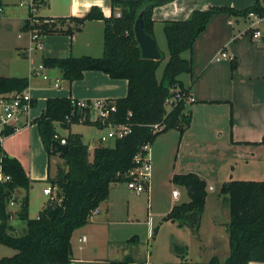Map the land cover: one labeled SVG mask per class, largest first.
<instances>
[{"label": "trees", "instance_id": "trees-1", "mask_svg": "<svg viewBox=\"0 0 264 264\" xmlns=\"http://www.w3.org/2000/svg\"><path fill=\"white\" fill-rule=\"evenodd\" d=\"M173 1L175 0H111L112 13L109 17L94 6L84 17L57 19L61 23L74 22L76 30L87 22L102 21L103 56L43 58L45 69H59L63 78L70 83L82 80L87 72H102L111 79L126 80L127 96L109 101L116 106V112L111 114L109 122L129 125L132 131L124 138L115 140L113 147H95L92 155L90 147L83 143L80 134L70 133L67 137H61L56 130V124L69 130L75 124L103 129L100 123L91 121V110H80L76 106L78 100L71 98L48 99L42 115L33 123L38 128L48 158L57 155L66 167H58L56 176L48 177L47 182L56 193L51 195L36 219L29 216V191L34 181L29 178L21 162L5 152L0 142V172L10 177L9 181L0 182V245L18 252L13 257L2 258L0 264H73V234L88 225L92 215L108 199L112 185L132 181L131 171L137 167L135 157L142 153V148L146 144L152 146L158 137L171 130L180 133L181 141L190 127L192 115L186 112L189 103L186 99L191 96V87H186L181 77L192 75L194 44L206 30L210 19L223 12H228L233 17L247 18L250 14H257L264 18V0H257L245 10L211 7L194 11L187 20L163 22L169 59L159 79L157 72L163 58L162 53L158 61L142 57L135 35V24L139 12L147 7L143 18L144 31L155 38L154 10ZM3 7L0 0V14ZM116 13L121 16L117 17ZM29 19L36 23L32 12ZM39 19L43 22L42 25L36 24L31 28L37 29L40 36L58 33L46 23V19ZM28 26L30 27L29 23ZM67 33L74 35L70 29ZM186 53L188 58L184 56ZM237 66L234 56L231 70L234 72ZM29 86L28 78L0 77V94L23 92ZM177 92L185 98L178 100L168 111L166 100L174 97ZM35 106L36 101H33V107ZM157 124L165 126L164 129L156 132L153 126ZM232 128L233 111L230 120L231 137ZM15 132L14 128H7L3 133L4 138ZM56 135L58 139H55ZM62 140L66 141V152H61L56 145ZM246 144L264 147V138L260 142ZM171 182L185 187L190 201L174 206L163 218L164 221L184 220L197 231L208 197L207 182L195 173L175 174ZM19 189L26 194L21 199L17 216L27 227L23 235L16 236L12 233L13 214L8 207ZM221 194L227 196L229 204L228 258L221 261L215 256L207 263H191L183 257L179 264L264 263V179L225 182L221 187ZM132 241L137 242L135 238L129 240L130 243Z\"/></svg>", "mask_w": 264, "mask_h": 264}, {"label": "crops", "instance_id": "crops-1", "mask_svg": "<svg viewBox=\"0 0 264 264\" xmlns=\"http://www.w3.org/2000/svg\"><path fill=\"white\" fill-rule=\"evenodd\" d=\"M256 1L175 0L154 10V39L158 45L156 38L158 27L162 28L165 21L187 20L194 11L207 10L211 7L245 10ZM2 3L4 7L0 21L5 23L9 30H13V27L19 29L22 25L26 26L27 22L29 23L32 4L34 6L33 18L38 13L37 16L46 19V23L49 24H58L57 19L60 18L84 17L94 6L99 7L106 17L112 13L111 0H2ZM19 5L27 10L17 9ZM65 23H70L74 32L77 31L74 22ZM256 30L262 34L258 40L253 38V33ZM79 31V34L67 37V42L61 36L40 38L41 48L35 47L32 34L31 38L28 36L25 41H16L15 44L6 39L0 41V77L28 78L30 93L36 101L35 109L33 107L34 110H31L28 118L30 124L23 125L14 134L1 141L5 152L18 159L29 178L34 181L32 189L35 183L47 182L48 177H55L57 173V171L54 174L52 172L51 159L48 158L38 128L33 123L42 115L48 99L71 98L87 102L114 101L124 98L128 94L126 80L111 79L102 72H87L82 80L73 83L65 81L67 85L64 83L63 86L60 85L59 80V78H63V73L59 69H45L43 73L48 76V79L44 80L41 76L35 75V77L42 78V87L33 85L32 79L35 77H31V70L33 66L38 65L32 60L34 59L32 53L40 54L42 60L43 58H67L70 56L96 58L103 56L104 23L102 21L87 22ZM20 50L30 61L28 67L27 65L24 67L19 64L14 65L18 61L16 52L19 53ZM224 50L235 56L238 63L237 69L234 72L231 70L232 73L229 74L227 73L231 68V60L229 58L217 59ZM215 58L219 63L218 66L214 63ZM258 60L262 63L260 68H256L257 66L254 65ZM247 63L249 64L248 68ZM246 69L248 72H245ZM46 70H50V74L46 73ZM207 71L212 73L211 80L202 81ZM230 74L229 82L226 79ZM255 74H257L256 81H253V78L249 76ZM198 75L197 85L193 89L189 86L194 99L187 105L188 109L191 106L188 113L192 115V121L182 140L180 141V133L177 130H171L168 132L169 135L166 133L167 135L158 137L152 145V175L146 190L149 195L153 193L157 178L163 171L171 176V180L176 172L180 174L195 173L207 182L210 190H214V186L221 187L225 182L238 179L235 174L237 173L236 169L239 168H241L239 174L244 177L256 176L259 178L264 176V152L262 150L264 147L246 144L247 142H260L264 138V18L256 23L253 18L233 17L228 12L214 15L206 30L194 44L191 78ZM219 75L223 77V80ZM236 76H238V81L235 80ZM247 78L253 83L252 89L248 87L250 85ZM217 79L221 83L217 82ZM56 83H59L58 87L55 86ZM259 84L260 88L257 87ZM237 94L241 97L239 101ZM33 111H36L35 114ZM80 135L83 141V134ZM99 145L98 143L96 146ZM173 154L176 155L174 163L169 161ZM114 185L111 187L108 199L92 215L88 225L73 234L71 241L73 264H123L129 262L130 255L128 254L131 251L129 245L126 244L128 240L123 239V230L119 227L130 223L128 218L133 214V210H131L129 202H123L124 191L121 195V192H117L119 189L116 190L117 188L113 187ZM123 186L120 185V187ZM48 187L46 186L44 189ZM113 193H118L115 196L116 202L110 201ZM25 194L24 190L19 189L15 192V198L17 199L18 195L23 198ZM30 195L29 191V197ZM180 197L179 193V198L175 199L172 193L171 203L165 209V214L171 212L173 207L178 204ZM16 199L13 200L14 205ZM149 200L151 207V198ZM227 223L225 222V224ZM12 226L14 227V225ZM250 264L264 263L252 262Z\"/></svg>", "mask_w": 264, "mask_h": 264}, {"label": "rangeland", "instance_id": "rangeland-1", "mask_svg": "<svg viewBox=\"0 0 264 264\" xmlns=\"http://www.w3.org/2000/svg\"><path fill=\"white\" fill-rule=\"evenodd\" d=\"M21 6L19 5L17 9L21 11L27 10L26 8H23ZM37 14H35L36 16L35 20L37 23H32L31 21H29L30 27L28 26V22H27L26 26L22 25L19 29L17 27H13V30H9L7 25H5V23H2V21H0V41H4L6 39L7 41H11L13 42V44H15L16 41L17 42L25 41V39H27L28 36L30 37L33 32L39 35L38 34L39 31L37 29L33 30L31 28V26H34L36 24L42 25L43 23L37 16ZM2 15L3 13L0 14V17H2ZM65 22H69V21H65ZM57 23L58 24H50V25L52 26V29L54 31H57L58 33L48 34L44 36L39 35L41 39H43L46 36H50V37L61 36V38L66 41V38L67 37L70 38L71 36V34L67 33L69 29L73 33H75L74 35L80 33L79 31L80 29L74 32L72 25L70 23H61L60 21L59 22L57 21ZM75 28H76V24H75ZM156 38L159 45L158 48L163 56L160 67L157 72V77L161 79L163 75L164 67L169 59L168 46L163 32V26L162 28L161 26L158 27ZM184 56L188 58V53L184 54ZM16 57H18L17 58L18 61H16L14 65L19 64L21 67L27 65L28 67L30 61H28V58L22 54V50H20L19 53L16 52ZM32 58H34L32 60L37 62V65H42L43 60L40 54L32 53ZM214 63L217 64V66L219 65V63L216 62V58L214 59ZM248 65L249 64L247 63V68L249 67ZM254 65L257 66L256 68L262 67V63L261 61L259 62V60ZM247 70L248 69H246L245 72ZM46 73L50 74V70H46ZM229 73H232L231 68L227 74ZM211 74L212 73L210 71H207L202 81L203 80L210 81ZM31 77L33 78L35 77V75H32L31 73ZM198 77L199 75L193 78H191L190 75H183L181 78L187 87L191 86L193 89L194 86L197 85V81L199 79ZM249 77L253 78V81H256L255 79L257 77V74ZM220 78L221 80H223V77L220 76ZM230 78H231V74L227 75L226 80L230 82ZM32 80L34 86H39L43 82L41 81L42 78L40 77H35ZM59 80H60V85H63L64 83H65L64 85H67L65 82L66 80L64 78H59ZM235 80L238 81V76H236ZM247 80L250 85L248 87L252 89L253 83L248 78ZM216 81L221 83L219 79H217ZM199 82H200L199 84H201V81ZM257 87L260 88V84ZM28 91L30 93V90ZM237 95L239 96V94ZM239 99H241L240 96L238 98V101ZM190 107L188 109L187 106L186 112L190 110ZM166 108L168 111L170 110L169 106H167ZM33 112L35 114L36 111ZM95 120H96V116L95 114H93L92 121ZM56 130L61 137H67L70 133L83 134V143L90 147V153L92 155L98 143L100 145H103L100 143V139L102 135H107L108 133L107 129H105L103 132H100V130L96 126H88L84 124L72 125L70 130L64 129L63 127H61L60 124H56ZM167 134L169 135L170 133ZM104 146L113 147L114 141L110 140L109 142L104 143ZM262 150L264 152V149ZM175 156L176 155L173 154L170 157L169 161H172V163H174ZM50 159H51V167L53 174L56 173L58 167L60 166L66 167L64 161L59 156L57 155L52 156ZM240 169L241 168L236 169L237 173L235 175L236 177H238V179H234V180L262 181L264 179V176H260L259 178L258 177L256 178V176L252 178H249L247 176L244 177L239 174ZM176 174H180V173L176 172ZM170 177L171 176H168L164 171L161 172L157 178V182L155 183L154 186V191L153 193H151V195H149L148 192H144L141 195H138L134 191L130 190L127 187L126 183H116L113 186L115 189L117 188L116 190L118 189L121 190V191L119 190L117 191V192H121V195H123L122 191H124L125 199L123 200V202H127V203L129 202V206L131 210H133V214L131 215L130 218H128L130 223L128 225L119 227L123 230V235H124L123 239L128 240L126 241L127 242L126 244L129 245L128 247L129 250L131 251L128 254L130 255V260L128 259L129 264L134 262L136 264H179L183 260L182 259L183 257L184 259H186V261H189L191 263H207L210 261L212 257L215 256H217L221 261H225L230 254L229 233L227 229V224H225V222L227 223V221L229 220V204L227 201V196L221 194L222 186L221 187L214 186V190H210L211 188L210 189L208 188V197L206 200V205L203 215L201 217L200 227L196 231L189 224L185 223L184 220H178L172 222V221H164L163 219L167 214V213L165 214V209L171 203L172 193L174 192L173 190L178 191L181 195L177 205L187 203L190 201L188 190L185 187H181L172 183L170 181L171 180ZM120 185H124V186L120 187ZM46 186L51 187V185L48 182L35 183L34 188L32 189L31 187L30 190L31 202L29 208V216L31 219H36L39 216V213L44 209V207L47 205L51 197V195L45 196L43 194V189ZM117 194L116 193L112 194V198L110 200L111 202H116L115 196ZM149 198H151V202H152L151 207L149 205L150 202ZM14 199H16L15 196ZM21 199H22L21 196L18 195V198L15 201V205L12 204L9 205V211L13 214V217L11 219V224L14 225L15 227L14 228L15 232L12 233L16 236L23 235L27 227L26 223L20 220L19 217L17 216V213L20 211L21 208L20 207ZM132 238H135L137 242L132 241L130 243L129 240ZM17 253L18 252L13 248L0 245V260L5 257H13Z\"/></svg>", "mask_w": 264, "mask_h": 264}, {"label": "built area", "instance_id": "built-area-1", "mask_svg": "<svg viewBox=\"0 0 264 264\" xmlns=\"http://www.w3.org/2000/svg\"><path fill=\"white\" fill-rule=\"evenodd\" d=\"M32 11L33 12V4H32ZM117 17H120V13H116ZM250 18L255 19L256 23H259L260 20L263 18L259 17L257 14H250ZM262 37L261 32L256 30L253 33V38L258 40ZM73 38V37H72ZM32 41L35 43L36 48H41L40 36L36 33H32ZM229 58L232 60L234 58L233 55L228 54L227 52H221L220 56H218V60ZM45 67L42 65L33 66L31 73L32 75H39L44 80L48 79V76L44 74ZM56 87L59 86V83L55 84ZM29 88L24 90L23 92L19 93H5L0 94V142L4 138V131L12 127L15 130L23 127V125L30 124L29 115L33 108V101L34 99L29 93ZM185 97L181 95V93L177 92L176 95L172 98H168L166 100V105L170 107V109L174 106V104L178 100H182ZM189 102H193L194 99L189 96L187 99ZM76 106L82 110L89 108L91 110V121L92 116L95 114L96 120L102 125L103 129H100V132H103L105 129L108 130L107 135H102L100 139V143L104 145V143L109 142L110 140L115 141L117 139L124 138L126 135L131 133L132 128L129 125H117L109 122L111 114L116 112V106L113 103H110L107 100H99V101H77ZM67 120H70L67 118ZM165 126H161L159 124L154 125L153 128L156 132L161 131L164 129ZM59 137L56 135L55 139ZM62 145H66V141L62 140L60 142ZM151 144H146L142 148V153L138 154L135 157V163L137 167L131 171V176H133L132 181L127 183V187L134 191L136 194L141 195L142 193L146 192L147 186L149 184L151 175H152V161H151ZM10 180V177L5 176L2 172H0V182H7ZM44 194L52 195L55 194L53 188L48 187L44 189ZM173 197L175 199L179 198V192L174 191ZM14 205V203H11ZM86 239L84 238V241Z\"/></svg>", "mask_w": 264, "mask_h": 264}, {"label": "water", "instance_id": "water-1", "mask_svg": "<svg viewBox=\"0 0 264 264\" xmlns=\"http://www.w3.org/2000/svg\"><path fill=\"white\" fill-rule=\"evenodd\" d=\"M147 9V7H144L139 12L138 20L135 24V35L137 42L139 43V46L141 48L142 57L145 59L158 61L161 59V52L158 48L156 40L150 35L146 34L143 27V18ZM56 145L61 152L67 151L66 146L60 143H57Z\"/></svg>", "mask_w": 264, "mask_h": 264}]
</instances>
